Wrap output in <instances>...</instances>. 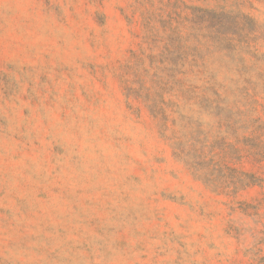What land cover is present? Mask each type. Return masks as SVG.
Instances as JSON below:
<instances>
[{
	"label": "rangeland",
	"instance_id": "obj_1",
	"mask_svg": "<svg viewBox=\"0 0 264 264\" xmlns=\"http://www.w3.org/2000/svg\"><path fill=\"white\" fill-rule=\"evenodd\" d=\"M0 264H264V0H0Z\"/></svg>",
	"mask_w": 264,
	"mask_h": 264
}]
</instances>
